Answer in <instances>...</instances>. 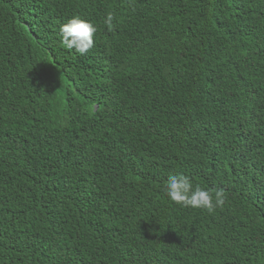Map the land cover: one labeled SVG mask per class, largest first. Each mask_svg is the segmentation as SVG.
<instances>
[{
    "label": "trees",
    "instance_id": "1",
    "mask_svg": "<svg viewBox=\"0 0 264 264\" xmlns=\"http://www.w3.org/2000/svg\"><path fill=\"white\" fill-rule=\"evenodd\" d=\"M0 264H264V0H0Z\"/></svg>",
    "mask_w": 264,
    "mask_h": 264
},
{
    "label": "clouds",
    "instance_id": "2",
    "mask_svg": "<svg viewBox=\"0 0 264 264\" xmlns=\"http://www.w3.org/2000/svg\"><path fill=\"white\" fill-rule=\"evenodd\" d=\"M131 7L135 11V5L132 4ZM114 20L115 16L109 13L104 21L110 32L114 29ZM96 32L97 29L91 23L75 17L61 27L60 36L66 49L75 50L80 56H87L95 47ZM166 188L167 196L171 201L183 208L203 210L208 214H214L218 208L223 209L227 203V194L224 190L207 191L200 186L193 188L191 180L183 175L171 176Z\"/></svg>",
    "mask_w": 264,
    "mask_h": 264
}]
</instances>
